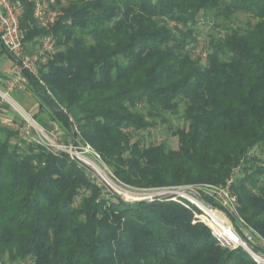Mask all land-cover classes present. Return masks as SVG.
I'll return each instance as SVG.
<instances>
[{"label": "trees", "instance_id": "trees-1", "mask_svg": "<svg viewBox=\"0 0 264 264\" xmlns=\"http://www.w3.org/2000/svg\"><path fill=\"white\" fill-rule=\"evenodd\" d=\"M22 4L24 41H35L46 31ZM201 13L221 20L203 61L190 51ZM52 32L56 52L39 66L50 93L24 73L115 180H231L239 215L264 237V0H71ZM164 113L183 121L171 130L176 148L131 140ZM97 180L67 152L0 127V264H257L219 246L192 208L127 202Z\"/></svg>", "mask_w": 264, "mask_h": 264}, {"label": "built area", "instance_id": "built-area-1", "mask_svg": "<svg viewBox=\"0 0 264 264\" xmlns=\"http://www.w3.org/2000/svg\"><path fill=\"white\" fill-rule=\"evenodd\" d=\"M25 1L31 3L33 18L38 26L46 32L40 37V44L35 52L27 53L24 41L25 29L19 23L23 13L22 0H0V40L16 61V66L6 78L4 89L0 90V105L7 104L17 114V117L0 115V125L16 129L19 137L23 140L41 145L53 153L64 151L70 156L72 153L79 155L76 151L77 148H80L78 145L75 144L74 151H72L71 146L67 148L57 143L52 135H49L27 111L11 98L13 92L25 87L29 81L24 71L35 77L40 85L50 93L45 82L39 76V64L46 62L56 52V40L52 27L61 14V11L56 8V0ZM83 142L85 149L92 150L99 157L88 143L84 140ZM230 181L228 180L226 184L222 185L197 183L167 187L160 189L157 193H169V198L175 201L179 198L178 201L181 204L192 208L193 222L201 221L211 228L218 244L229 248L239 246L256 263H260V260H263L261 256L264 257V237L239 215L237 195L231 190ZM188 189L190 190L188 191ZM199 189L211 190L214 193L221 205L220 208L218 207L219 210L211 209L209 202L202 197ZM184 198L195 204L198 210L194 206L188 205ZM195 209L200 212L198 213ZM222 227L226 228V231L230 232L234 239H222L217 234V230Z\"/></svg>", "mask_w": 264, "mask_h": 264}, {"label": "rangeland", "instance_id": "rangeland-1", "mask_svg": "<svg viewBox=\"0 0 264 264\" xmlns=\"http://www.w3.org/2000/svg\"><path fill=\"white\" fill-rule=\"evenodd\" d=\"M70 1L71 0H56V8H58V10L61 11V7L67 6ZM247 20H248V15L236 14L233 21L235 24H243L244 25ZM220 21L221 20H219V19H215L210 13H201L199 15V24H198V28H197L199 30L198 37H197L198 40L196 43V47L193 49H190L193 57H201L202 58L201 61H203V56L206 54L207 50L209 49V46H208L209 32L214 31L215 29L213 27L215 26V23H218ZM35 50L30 52V54L34 53ZM12 97L20 105L23 106V103L21 102L20 99L15 98L13 95H12ZM2 105L7 106L8 111L10 112L11 116L17 117V114L11 108H9L7 104L3 103ZM180 107L182 108L183 106L180 104ZM139 108L142 110L144 109L143 105H140ZM28 113L30 114V112H28ZM30 115L32 116V114H30ZM163 115H164L165 119L160 120V118H159L156 122V126L148 127L146 129L139 130V131H132L131 132V140L132 141L139 140L145 145L149 144V143H156V144L157 143H165L168 148H176L177 147V137L173 136L171 134V130L178 127V126L179 127L182 126L183 121L181 118L171 116L168 113H164ZM41 116H42L41 114H38L35 116L33 115L34 119L38 122V124H40L45 129V131L47 133H49V135H52L54 137V140L57 143L62 144L64 146H66L67 148H69L71 146V143L73 140L71 131L68 130V128L58 120H56L57 123H55L58 130L51 129L52 131H50V129L48 130V128L46 126L44 127L42 125V122L40 119ZM75 144L80 147V148L76 149L77 153L79 155L85 157V158L90 159L96 165H98L107 174V176L113 181V183H115V185H117L123 189H126L131 193L141 195L140 198L148 197L149 195H152L153 193H156L157 191H159L160 189H163V188L189 185V184H176V185H171V186L155 187V188H135V187L126 186V185L118 182L117 180H115L113 178L110 169L103 163V161L100 159V157H98L92 150L85 149L84 142L79 137L78 134H77V136H75ZM97 181H99V180H97ZM203 183H209V182H203ZM209 184L220 185V184H215V183H209ZM105 190H107V188H105ZM199 191H200V194L202 195V197L207 202H209L212 210H214V211L219 210L221 205L219 203V200L216 198V196L214 195V193L211 190L199 189ZM116 194L119 195L120 198L124 201L135 200V199L124 198L122 196V190H120V193L116 191ZM136 199H138V198H136ZM177 199L179 200V198H177ZM184 199L186 200L188 205H190L192 207L194 206L198 210V208L196 207L195 204H192L186 198H184ZM184 199H181V200L185 201ZM178 200H176V202H179ZM173 201H175V200H173ZM197 212L199 213L200 211H197ZM192 215H193V213H192ZM200 223H203L208 227V225L206 223L201 222V221H200ZM236 223H237V221H236ZM208 228L211 231V228L210 227H208ZM211 233H212V231H211ZM218 245L221 246L220 244H218ZM221 247H223V246H221ZM224 248H229V247H224ZM236 248H240V247L239 246L238 247H230L229 249H236ZM261 257L263 258V260H260V263H257V264H264V257L263 256H261ZM4 260H5L4 261L5 264H27L28 263V261H11L7 257H5Z\"/></svg>", "mask_w": 264, "mask_h": 264}, {"label": "crops", "instance_id": "crops-1", "mask_svg": "<svg viewBox=\"0 0 264 264\" xmlns=\"http://www.w3.org/2000/svg\"><path fill=\"white\" fill-rule=\"evenodd\" d=\"M40 44V38H38L35 41H26L25 42V50L28 51L27 53H30L38 48ZM41 63L39 64V66ZM16 66V61L12 57V55L8 52L6 47L3 45V43L0 40V90H3L5 87V81L7 76L10 74V72L14 69ZM12 95L20 99L23 103V106L27 109H25L22 105H20L13 97ZM11 98L18 103L25 111L30 112V114L38 115L41 114V122L42 125L50 129H57V126L55 125L56 118L52 115L51 110L49 106L45 103V101L41 98V96L36 92L33 85L28 81V83L25 85V87L18 89L17 91L13 92L11 94ZM0 115L1 116H11L10 112L8 111L7 106L0 105ZM34 118V117H33ZM0 127H5L0 125ZM51 133V132H50Z\"/></svg>", "mask_w": 264, "mask_h": 264}, {"label": "water", "instance_id": "water-1", "mask_svg": "<svg viewBox=\"0 0 264 264\" xmlns=\"http://www.w3.org/2000/svg\"><path fill=\"white\" fill-rule=\"evenodd\" d=\"M43 99H44L45 103L47 105H49V107H53V105L46 98H43ZM55 109L57 111L61 110L60 108H55ZM71 134L73 137V140L71 143V150L74 151V148H75V131H74V129L71 130ZM71 158L74 159L80 165H82L84 168H86L89 172H91L107 188L108 191H110L113 194H116V190L107 181H105L95 169H93L91 166H89L87 163H85L78 155H76L75 153H72ZM189 190L190 189H188V191ZM165 197H170V194L169 193H157L156 192V193H153L152 195H149L148 197L138 198V199H135L133 201L154 200V199H161V198H165ZM133 201H127V202H133Z\"/></svg>", "mask_w": 264, "mask_h": 264}, {"label": "bare ground", "instance_id": "bare-ground-1", "mask_svg": "<svg viewBox=\"0 0 264 264\" xmlns=\"http://www.w3.org/2000/svg\"><path fill=\"white\" fill-rule=\"evenodd\" d=\"M85 163H87L89 166H91L93 169H95L100 175L101 177L107 181L114 189H116L117 192L120 193V190H122V196L126 199H136V198H140L141 195L139 194H135V193H131L126 189H123L117 185H115V183H113V181L107 176V174L98 166L96 165L93 161H91L88 158H85L81 155H78ZM217 234L224 240H231L234 239L232 234H230V232L226 231V228H219L217 230Z\"/></svg>", "mask_w": 264, "mask_h": 264}]
</instances>
